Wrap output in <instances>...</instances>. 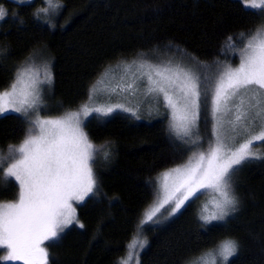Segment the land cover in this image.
<instances>
[{
    "label": "trees",
    "instance_id": "16d2710c",
    "mask_svg": "<svg viewBox=\"0 0 264 264\" xmlns=\"http://www.w3.org/2000/svg\"><path fill=\"white\" fill-rule=\"evenodd\" d=\"M54 1L64 7L37 18L44 0H0L7 13L0 20V91L11 86L34 52L44 49L52 64V114L78 108L105 69L121 61H174L213 70L235 63L237 51L228 37L239 46L237 34H252L264 24L263 11L246 8L240 0ZM162 111L156 118L118 113L86 120L89 140L98 149L103 146L109 158L101 153L92 165L98 196L76 207L84 227L74 224L47 244L48 264L121 263L155 196V179L190 153L169 134ZM26 133L21 116L0 115V151L19 145ZM257 153L264 156V142ZM231 190L238 208L223 220L204 226L199 216L206 196L201 194L166 221L144 225L147 244L138 264H188L228 239L237 242L236 252L219 264H264V159L235 171ZM0 191V201L19 193L17 183L2 175Z\"/></svg>",
    "mask_w": 264,
    "mask_h": 264
},
{
    "label": "snow or ice",
    "instance_id": "6c2138e0",
    "mask_svg": "<svg viewBox=\"0 0 264 264\" xmlns=\"http://www.w3.org/2000/svg\"><path fill=\"white\" fill-rule=\"evenodd\" d=\"M242 2L246 8L264 11V0ZM44 3L46 6L34 14L37 18L41 12L64 7L53 0ZM6 14L0 8V20ZM245 40L239 50V65L218 66L211 80H202L198 71L181 64L172 66L169 62L159 66L141 62L136 73L127 79L121 76L108 93V100L121 94H126L127 99L135 97L143 86L145 98L152 97L158 104L162 97L171 115L170 131L192 145L201 142L198 125L202 113L205 124L211 117L207 151L194 153L185 165L164 174L165 180L174 176L173 183H165L163 198L145 212L141 229L159 223L158 214L166 207L168 217L176 215L203 190L219 194L211 212L207 204L203 206L199 219L204 226L237 211L239 201L231 190V175L245 163L264 159L252 150L256 142H264V26L252 34H237V42ZM228 41L236 47L233 37H228ZM32 71L31 66L21 68L10 89L0 92V115L9 111L19 113L30 125L28 135L18 147L9 146L7 155L0 151V170L12 161L5 177H14L21 189L17 203L0 205V250H7L4 259L9 261L48 264V253L42 245L55 241L73 222L84 227L77 220L73 202L82 204L86 198L98 196L99 184L92 165L101 153L109 158V153L102 151L103 146L98 149L83 131L85 119L103 120L123 112L139 120L142 102L134 107L120 102L95 107L85 103L61 117L41 118L39 113L45 106L40 86L51 83V73L45 68L43 79H39L37 72L36 78L26 83L24 77ZM94 97L100 98L95 85L89 90V100L94 101ZM257 127L260 132L253 135ZM137 243L142 249L147 241L136 240L130 247ZM237 246L235 240L228 239L214 252L203 255H212L213 264L217 255L227 261ZM199 259L202 257L194 264H199Z\"/></svg>",
    "mask_w": 264,
    "mask_h": 264
},
{
    "label": "rangeland",
    "instance_id": "374dc122",
    "mask_svg": "<svg viewBox=\"0 0 264 264\" xmlns=\"http://www.w3.org/2000/svg\"><path fill=\"white\" fill-rule=\"evenodd\" d=\"M240 1L242 2V0H240ZM53 2L56 3L54 0H53ZM242 4L244 5L243 2H242ZM57 10L58 9L53 10L52 12L53 13L57 12ZM263 13H264V11H263ZM54 14H56V13H54ZM262 26H264V24H262L259 28H261ZM256 30L253 33H255ZM245 43H246V40L241 45H239V46L237 45L235 47L236 48L235 50L233 49L234 51H237L236 52L237 61L235 63H230L233 67H237L239 65V62H240L239 50L244 47ZM227 50L228 49L226 48V51ZM141 62H147V61H144V60L121 61L119 63H116V64L111 65L108 68H106L105 71L97 78V80L93 84L99 90V97L100 98L99 99H95V97H94V101H90L89 98H88V100H86L81 105H84L85 103H87L90 107H95V106H100V105L107 106V104H109V103L120 102V103H125L126 106L134 107L136 104L142 102L141 103V111L138 113L140 118H148V117L149 118H156L157 115H160L163 112L162 109L164 108L166 110V125H167V129H168L169 134L175 140L180 141L181 143H183L185 146H187L189 148L190 153H189L187 159L182 164L177 165L175 167H172V168H169V169L163 171L155 179V182H154L155 183V196H154L152 202L149 204V206L144 210L143 215H142V219H143L145 212L150 208V206H152L153 204L158 202V200L163 198L165 183H167L169 186H171L172 183H173L174 176H169L168 179L165 180L164 174L168 173L173 168L185 165L189 161V158L192 157L194 153L198 154L200 151H205V152L207 151L208 146H209V142L211 140L212 122H211V117H209V120H208L207 124H205L204 120H202V118H201V121L199 122V125H198L199 132H200V135H201V142H200L199 145H192L191 143H185L183 140H180V139L176 138L175 135L170 131V127L169 126H170V122H171V115H170V111L167 110L164 107V104H163V101H162V97H161V102L158 103V104L153 102L152 97L145 98L144 95H143V92L145 91L143 86H141V90L137 93V95L135 97H129V98L126 99L125 98L126 94H121L119 96L113 95L111 100H108V98H107L108 93L111 91V88L113 86H115V84L120 82V77L124 76L126 79L130 78L133 73L137 72L138 65ZM169 62H171L172 66H175L176 64H181L182 66L193 68L194 70H196V71H198L200 73L202 80H205V78H207L208 80H211L214 77L215 71H216V69L215 70L210 69V68H208V66H205V65H202V66L199 65V69H196L197 67H193V66H191V65H189L187 63H183V62H174V61H165V62H163L162 61V62H159V63H157V62H147V63L148 64H152V65L164 66V65L168 64ZM226 64H229V63H226ZM29 66H31L33 71L31 73L25 75L24 80H25L26 83L29 82L31 79L36 78L35 74L37 72L39 73V79H43L44 78L45 68H47V70L50 71V73H51V83L42 84L40 86L41 87V97H42V100H43V104L45 106L39 113L41 118L61 117L65 113H67L69 111H76V110H78L80 108L81 105L78 108H76V109H68V110L63 111L60 114H52V108H53L52 107V101H51L52 81H53V78H52V64L48 61V55H47V53H46V51L44 49H39L36 52H34L27 59V61H25L23 63L21 68H26V67H29ZM221 66H223V65H221ZM18 71H17V73H18ZM16 76H17V74H16ZM16 76H15L14 81L16 80ZM9 89H10V87L7 90H9ZM3 91H6V90H3ZM3 91H0V92H3ZM149 109H152V111H149ZM7 113H14V114H17V115L21 116L19 113H15V112H11V111H9ZM121 113H123V112H121ZM127 114H130V113H127ZM87 119H85L84 123L86 122ZM25 122H26V125H27V133H26V136H27L30 125H29V123L26 120H25ZM83 126H84V124H83ZM83 131H84V129H83ZM259 132H260V128L257 127V128H255L253 130L252 134L255 135V134H258ZM26 136H25V138H26ZM185 139H187V138H185ZM261 143L262 142H256L254 144L252 150L257 153V151H259L260 148H261ZM19 145L14 146V147H18ZM4 154L7 155L8 151L6 153H4ZM11 162L12 161H8L7 163L4 164L3 170H1V174L0 175L5 177V172L7 170V167H8V165ZM233 176H234V173L231 175V180H230L231 187H232ZM6 179H12V180H14L17 183L19 193H18V196H17L16 199L8 200V201H0V205H7V204L17 203L18 200H19V195H20V191H21L20 186H19V182L16 181L14 177L6 178ZM201 194L206 196L204 201L206 202V204H209V206H208L210 208L209 212H211L213 210V204H214L215 200L219 199V194L214 192L211 189L203 190L201 193H198L197 196L201 195ZM77 205H79L77 202H73V207L75 209V212H76ZM158 215L160 217L159 223H162V222H164V221H166L167 219L170 218V217L167 216V207H166V209H162L161 210V214H158ZM159 223H157V224H159ZM74 224H76V223L73 222L72 225H74ZM72 225H70V226H72ZM68 228H66L64 231H66ZM63 233H61L59 235V237ZM139 239L145 240V238H144V236H143V234L141 232V228L140 227L138 228L137 233L135 234L133 239L130 241L127 253L124 256V258L121 260L120 264H138V256H139L141 248L139 247L138 243L134 247H130V245H132L134 243V241L139 240ZM48 243L49 242H45V244L42 245L43 247H45L46 251H47V244ZM216 248H214V249H212V250H210L208 252H205L203 254L212 253V252H214V250H216ZM203 254H201V255L197 256L196 258H194L193 260L189 261L188 264H194V262H197L198 258H201V257H202V259H199V264H213V258L214 257L212 255H203ZM7 255H8L7 250H0V261L3 262V263H20V264H24L23 261H9L7 259H4L5 257H7ZM222 260L223 259L220 258L218 255L215 256V262H217L216 264H219L218 261H222Z\"/></svg>",
    "mask_w": 264,
    "mask_h": 264
}]
</instances>
